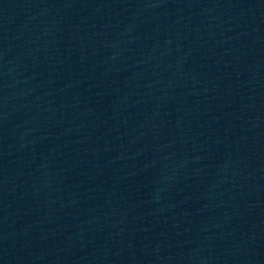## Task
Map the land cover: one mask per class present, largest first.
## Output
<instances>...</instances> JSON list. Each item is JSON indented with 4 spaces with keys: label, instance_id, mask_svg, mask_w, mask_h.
<instances>
[{
    "label": "water",
    "instance_id": "1",
    "mask_svg": "<svg viewBox=\"0 0 264 264\" xmlns=\"http://www.w3.org/2000/svg\"><path fill=\"white\" fill-rule=\"evenodd\" d=\"M0 264H264V0H0Z\"/></svg>",
    "mask_w": 264,
    "mask_h": 264
}]
</instances>
